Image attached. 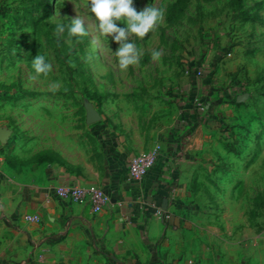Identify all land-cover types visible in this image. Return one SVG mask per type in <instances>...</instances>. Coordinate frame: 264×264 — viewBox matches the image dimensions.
<instances>
[{"label": "rangeland", "instance_id": "rangeland-1", "mask_svg": "<svg viewBox=\"0 0 264 264\" xmlns=\"http://www.w3.org/2000/svg\"><path fill=\"white\" fill-rule=\"evenodd\" d=\"M175 1L136 0L137 11L154 4L164 17L146 37L129 36L141 56L121 70L120 44L99 30L91 0H0L3 153L32 152L41 132L96 152L125 118L157 122L165 107L193 135L175 165L185 186L177 207L161 209L156 233L142 229L135 252L88 240L57 256L36 242L29 251L0 242V264H264V0H185L169 23ZM76 16L88 35H70ZM38 54L52 64L47 75L33 67Z\"/></svg>", "mask_w": 264, "mask_h": 264}, {"label": "crops", "instance_id": "crops-1", "mask_svg": "<svg viewBox=\"0 0 264 264\" xmlns=\"http://www.w3.org/2000/svg\"><path fill=\"white\" fill-rule=\"evenodd\" d=\"M165 109L167 114L157 122H152L150 113L146 122L125 118L118 128L110 129V137L116 135L113 141L106 140L96 152L80 145L73 148L58 133L51 139L41 132L32 152L20 148L10 157L2 150L8 140L4 142L1 137L2 246L11 251H29L30 244L36 242L38 250L62 256L74 250L80 241L89 240L118 252H135L142 229L149 223L150 233L159 231L163 220L159 215L161 209L174 211L177 200L173 194L185 187L179 184L182 176L177 175L175 165L186 160L193 135L180 131L179 114ZM174 142L186 146L175 149ZM158 145L162 149L155 167L142 181L130 180L127 158ZM45 150H51L57 158L39 159ZM111 157L115 162L111 163ZM62 184H99L105 187L110 200L103 212L97 214L89 205L59 198L55 190ZM27 214H39L42 221L28 222Z\"/></svg>", "mask_w": 264, "mask_h": 264}, {"label": "clouds", "instance_id": "clouds-1", "mask_svg": "<svg viewBox=\"0 0 264 264\" xmlns=\"http://www.w3.org/2000/svg\"><path fill=\"white\" fill-rule=\"evenodd\" d=\"M136 0H91V12L99 21V30L106 36L120 44L115 50L119 58L121 70L127 69L130 65L139 63L141 50L136 44L129 40V36L136 34L140 38L146 37L156 25L163 21L164 10L154 4H148L142 10L137 11ZM126 19L127 23L121 26L117 21ZM64 24L57 26L58 32L64 31ZM68 31L73 36H85L88 32L85 22L79 16L72 19L68 25ZM162 52L153 51V59H159ZM33 67L37 73L47 75L52 71V64L46 60L44 55L38 54L33 60ZM58 87V85H54Z\"/></svg>", "mask_w": 264, "mask_h": 264}, {"label": "built area", "instance_id": "built-area-1", "mask_svg": "<svg viewBox=\"0 0 264 264\" xmlns=\"http://www.w3.org/2000/svg\"><path fill=\"white\" fill-rule=\"evenodd\" d=\"M160 155V147L135 154L129 162V177L133 180H141L146 177L158 163ZM55 192L62 200L89 205L92 211L97 214L103 212L110 200L105 187L99 184H62L56 187ZM25 219L31 223L42 221L39 214H27Z\"/></svg>", "mask_w": 264, "mask_h": 264}, {"label": "trees", "instance_id": "trees-1", "mask_svg": "<svg viewBox=\"0 0 264 264\" xmlns=\"http://www.w3.org/2000/svg\"><path fill=\"white\" fill-rule=\"evenodd\" d=\"M184 10H185V0L175 1L168 9L167 21L169 23L176 22L183 16Z\"/></svg>", "mask_w": 264, "mask_h": 264}]
</instances>
